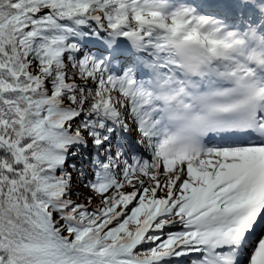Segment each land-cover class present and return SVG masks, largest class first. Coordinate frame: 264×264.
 <instances>
[{
    "label": "snow or ice",
    "instance_id": "obj_1",
    "mask_svg": "<svg viewBox=\"0 0 264 264\" xmlns=\"http://www.w3.org/2000/svg\"><path fill=\"white\" fill-rule=\"evenodd\" d=\"M175 6L0 0V264H264V28Z\"/></svg>",
    "mask_w": 264,
    "mask_h": 264
},
{
    "label": "clouds",
    "instance_id": "obj_2",
    "mask_svg": "<svg viewBox=\"0 0 264 264\" xmlns=\"http://www.w3.org/2000/svg\"><path fill=\"white\" fill-rule=\"evenodd\" d=\"M172 11L175 13L174 19L179 26L188 27L191 25L188 27V31L193 38H206L220 48H223L226 44H231L234 37L230 36V33L240 31L239 29L230 28L220 18L198 12L194 5L185 3L184 0H180ZM172 19L170 17V22Z\"/></svg>",
    "mask_w": 264,
    "mask_h": 264
},
{
    "label": "bare ground",
    "instance_id": "obj_3",
    "mask_svg": "<svg viewBox=\"0 0 264 264\" xmlns=\"http://www.w3.org/2000/svg\"><path fill=\"white\" fill-rule=\"evenodd\" d=\"M180 0H172L173 3H176V2H179ZM184 1H188V0H184ZM208 1H213V0H208ZM217 1V0H216ZM194 6H197V7H201L205 10H209V13H219V17H223L226 21H227V24H233V23H239L241 22L239 19H237V17H245L247 16L248 20L249 21H253L255 22L257 20V13L259 11H257L256 9H252L251 13H248V14H245V12L243 11V6H240V7H236V8H233L232 7V10L231 12L229 13V17H228V14L225 12L226 9H224L223 7L225 6H228V4H230V1H227L226 3V0H223L222 2L223 3H226L225 6H222V2L221 3H218V2H210L209 5H205L203 3V5L205 7H202L201 5V0H192L191 1ZM262 4L264 5V3L262 2ZM201 12L200 13H203L204 10L201 9ZM240 13V15L238 16L237 13ZM204 14V13H203ZM256 26H259L260 28H264V26H262L260 23L258 24V22L255 23ZM93 50L95 51V49L93 48Z\"/></svg>",
    "mask_w": 264,
    "mask_h": 264
},
{
    "label": "rangeland",
    "instance_id": "obj_4",
    "mask_svg": "<svg viewBox=\"0 0 264 264\" xmlns=\"http://www.w3.org/2000/svg\"><path fill=\"white\" fill-rule=\"evenodd\" d=\"M192 0H188V1H186L185 3H188V4H191V5H194L192 2H191ZM203 1L204 0H201V4L203 3ZM180 2V1H179ZM179 2H177V3H179ZM176 3V4H177ZM176 4H173L174 6L176 5ZM258 9H261L259 6H258ZM258 11H260V12H258L256 15H257V20L255 21V22H258V24L260 23L262 26H264V11H261V10H258ZM198 12H201V10H199ZM206 15H208V14H206ZM243 22H244V19H243ZM244 25H245V22H244ZM240 31H244V30H240ZM73 187L74 188H77L78 186L77 185H73ZM78 190H79V192H87V194H89L88 193V190L87 189H82V187H79L78 188ZM126 191H130L131 189H125ZM161 195H162V193H161Z\"/></svg>",
    "mask_w": 264,
    "mask_h": 264
},
{
    "label": "trees",
    "instance_id": "obj_5",
    "mask_svg": "<svg viewBox=\"0 0 264 264\" xmlns=\"http://www.w3.org/2000/svg\"><path fill=\"white\" fill-rule=\"evenodd\" d=\"M264 3V0H261V3ZM94 51V50H93ZM71 162V161H70ZM82 189H86V188H83L82 187ZM88 190V189H87ZM78 194L81 196V198H83V196L85 195V194H87V192H79V190H78ZM73 198L75 199L76 198V195H74L73 196Z\"/></svg>",
    "mask_w": 264,
    "mask_h": 264
}]
</instances>
